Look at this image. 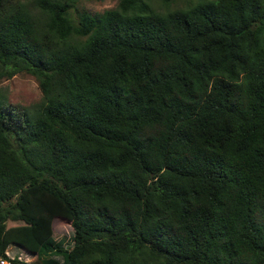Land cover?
Masks as SVG:
<instances>
[{
    "label": "trees",
    "instance_id": "16d2710c",
    "mask_svg": "<svg viewBox=\"0 0 264 264\" xmlns=\"http://www.w3.org/2000/svg\"><path fill=\"white\" fill-rule=\"evenodd\" d=\"M79 2L0 0V259L264 264V0Z\"/></svg>",
    "mask_w": 264,
    "mask_h": 264
},
{
    "label": "rangeland",
    "instance_id": "374dc122",
    "mask_svg": "<svg viewBox=\"0 0 264 264\" xmlns=\"http://www.w3.org/2000/svg\"><path fill=\"white\" fill-rule=\"evenodd\" d=\"M29 1V0H24ZM119 0H80L78 9H85L93 15L103 10L115 7ZM197 0H169L163 3L160 0H150V6L158 11L171 10L185 7ZM42 95L36 77L29 73L19 72L10 77H0V99L10 103L17 108L30 106L40 101ZM72 228L66 220L56 217L53 221V237L61 241L64 246L71 243ZM9 257L17 256L20 259L29 261L36 255H31L23 248L10 244L7 247ZM2 264V263H1ZM7 264H11L9 261Z\"/></svg>",
    "mask_w": 264,
    "mask_h": 264
},
{
    "label": "built area",
    "instance_id": "2783aa9c",
    "mask_svg": "<svg viewBox=\"0 0 264 264\" xmlns=\"http://www.w3.org/2000/svg\"><path fill=\"white\" fill-rule=\"evenodd\" d=\"M7 264L8 263V260H6L5 258H1L0 259V264Z\"/></svg>",
    "mask_w": 264,
    "mask_h": 264
},
{
    "label": "clouds",
    "instance_id": "9594fccd",
    "mask_svg": "<svg viewBox=\"0 0 264 264\" xmlns=\"http://www.w3.org/2000/svg\"><path fill=\"white\" fill-rule=\"evenodd\" d=\"M7 260V259H6Z\"/></svg>",
    "mask_w": 264,
    "mask_h": 264
}]
</instances>
